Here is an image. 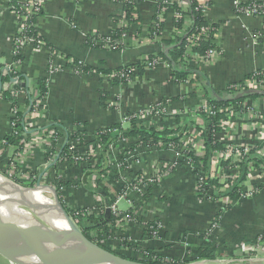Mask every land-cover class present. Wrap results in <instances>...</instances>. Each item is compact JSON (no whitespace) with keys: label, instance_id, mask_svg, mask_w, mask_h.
Returning <instances> with one entry per match:
<instances>
[{"label":"crops","instance_id":"crops-1","mask_svg":"<svg viewBox=\"0 0 264 264\" xmlns=\"http://www.w3.org/2000/svg\"><path fill=\"white\" fill-rule=\"evenodd\" d=\"M160 1L162 0H140L137 3V21L127 31L131 41L127 48L120 51L91 48L86 43V37L90 34L108 35L119 27L117 16L120 14V5L110 0H47L44 3L43 13L37 17L34 26L38 34L53 48V52L46 46L35 48L31 44L26 45L21 49L22 61L17 70L25 77L23 83L29 94L34 93L33 86L41 79H46L47 94L38 111H31V105L25 102V93L19 96L18 107L22 112L24 128L19 142L14 145L3 141L11 132L12 107L0 96V163L5 166L4 173L13 172L11 167L16 163L18 169L11 173L18 181L29 183L28 178H32V181L41 182L45 176H55L59 181L67 178L68 181H73L74 187L62 192L65 204L72 210L97 209L101 206L103 214L108 201L112 200L111 191L115 189L113 184H117L118 169L115 165L112 166V179L97 174L95 180L89 176L87 184L84 183L80 166H75L77 168L74 167L71 171L72 167L68 162L59 161L54 169L45 170L54 160L43 159L42 150L46 153V147L39 136L42 130L55 128L52 126L55 124L68 130L81 126L84 130V142L87 144L81 149L87 153L95 146L93 141L98 130L115 124L127 127V122L122 124L125 116L143 112L152 106H160L167 112L161 116V122L153 126L149 120L142 123L140 120L138 123L162 129L163 126L172 127L191 121L192 124L185 130L193 127L194 133L204 129V120L198 110L207 98L198 85L174 81L163 60H158L151 69L142 68L141 72L137 67L140 60L157 50V42L147 36V29L156 17L164 23L163 38H170L173 33L172 4L168 1L171 5H166L163 10L160 8ZM236 2L264 3V0H199L205 9L206 19L218 24L214 45L219 52L210 60L197 56L190 60V64L203 73L214 90L219 92L264 69V38L261 37L264 35V21L260 17L236 13ZM186 8L187 4H184L183 9ZM21 23L22 18L10 10L8 0H0V70L12 60L13 38ZM191 25V20L184 19V29L189 30ZM183 28L182 32H174L185 35L187 30ZM49 59L52 60V70H48ZM72 60L93 69L88 73H75L67 66ZM132 64L136 74L130 83L107 80L105 76L110 73L100 71H113ZM11 87L4 82L0 89ZM191 93H195V96H191ZM32 136L38 139L37 143L28 146L27 139ZM126 141H117L112 145L115 159L118 160L125 149L133 146L131 138ZM19 145L21 150L18 151ZM55 146H60V143ZM137 148L142 152V163L138 167L141 170L149 169L155 163L171 162L175 158L173 153L167 152L164 157H160L159 153H151L145 146ZM203 153L204 148L198 152V158ZM256 164H264V157ZM240 170L245 171V165ZM192 173L189 166L180 163L146 195L142 215L129 228L133 246L140 249L157 246L154 250L159 251L162 260L194 256L203 251L200 250L201 243L198 239L195 240V235L199 237L206 232L214 215L221 210L218 231L213 233L219 242L212 252L213 259L222 257L236 260L239 257L240 260V256L256 255L259 259L249 264H264V248L252 250L255 237L264 232V192L243 202L236 199L231 201L227 197H222V201L200 200L194 191L195 180ZM244 180L253 184V180L246 175ZM214 189L222 192L220 189L223 188ZM71 202H74L72 207ZM121 202L119 201L118 208ZM125 203L123 209L119 208L121 212L131 210V205L127 201ZM228 205L230 208L226 210L224 207ZM150 218H156L162 224L161 242L149 238V233L143 229V222ZM174 218L180 221L179 226L168 224Z\"/></svg>","mask_w":264,"mask_h":264},{"label":"trees","instance_id":"trees-1","mask_svg":"<svg viewBox=\"0 0 264 264\" xmlns=\"http://www.w3.org/2000/svg\"><path fill=\"white\" fill-rule=\"evenodd\" d=\"M112 2H116V4H119L121 7L120 14L117 16V21L123 20L125 22V25L123 27H118L110 32V37L112 40L119 39L120 35L129 29V26L137 21V18L135 17L136 11H137V3L140 0H128L127 2H119L117 0H110ZM168 1V0H163ZM170 1V0H169ZM178 1H181L182 4H187V8L183 9V7H180L178 5ZM172 7L176 13H180L181 17L176 18L174 17L172 22V35L170 38H163L162 33L164 32V23L160 20V18L156 17L153 22L149 25L147 29V36L149 38H154L155 35L161 36L160 39L157 42V50L154 53L149 54L148 56H145L140 62H138L137 67L139 68L140 72L141 69L146 67L145 63L149 62L152 59L156 60H163L166 65L169 67L172 75V79L176 81L179 84H182L184 82H190L195 83L199 86V88L202 90L204 96L207 98V103L211 106H214L215 109H219L222 107H225L229 104L236 103V102H243L246 99H256L264 97V90L261 89H254L251 86H248L245 89L235 88L234 86H228L225 90L219 92L214 90V88L210 85L208 79L206 76L201 73L196 67L190 64V60L196 59L197 56H199L202 59H206V52L214 49L217 52L218 48L211 43V38L215 34V30L218 26L216 23H212L208 21L205 17L203 7L199 3V0H171ZM246 5V4H241ZM8 6L11 11H14L18 15L22 16L23 12L20 9V2L18 0H8ZM160 8L163 10L166 8L165 3H160ZM43 10L40 7L39 10L34 14H25L26 20L23 22V31L19 34H16V38H32L35 41L36 40H42L46 47H48L52 52L53 48L49 45V43L42 37L36 29L34 28V24L36 22V19L38 16L42 15ZM189 19L192 22L191 27L189 30L184 29V19ZM182 28L186 31L185 35H180L174 31H181ZM201 28L207 29L205 32L199 35ZM184 31V32H185ZM183 32V33H184ZM191 34L199 35L198 39L194 42H186V39ZM91 35V34H90ZM89 36V35H88ZM94 39H104L103 36L94 35ZM87 45L91 48H100L99 46L92 45L88 41H86ZM34 47L36 48V44L33 43ZM128 46H125L127 48ZM123 49L122 45L116 46L113 51H120ZM13 62H21L22 61V55L20 53L13 56ZM52 62L51 59L48 61V68L50 66V63ZM134 64L128 65L125 68L126 71H129L128 69L133 68ZM68 67H70L73 71L76 73H88L93 68H90L84 64H81L75 60L70 61V63L67 64ZM6 66H4L0 70V86L7 82L12 87L10 89L1 90L0 89V96L2 99L7 101L14 112L13 117L10 118V122L13 123V126L11 127V132L7 134L3 141L4 143L8 145H14L17 142H19V136L24 128V122L22 118V112L18 109V98L16 93L20 92L22 90L25 91L26 95V104L31 105V111L34 109H40V103L44 100L46 94H47V85H46V79H41L37 81L34 84V93L29 94L26 88L25 83V77L16 69H12V72H9L6 75H3L2 72L5 69ZM122 69H115L113 71H120ZM49 70V69H48ZM100 71L104 73H112L111 70H105L100 69ZM251 79L252 75H249L246 77V79ZM13 79H17V83H13ZM22 81V82H21ZM124 82V81H122ZM28 93V94H27ZM191 96H195V93H191ZM200 114V113H198ZM204 120V130H203V139H204V153L202 157L196 158L191 154L185 153V157L190 158V164L193 167V175H202L204 177L203 183L201 186H199V190L197 193L198 199H213L217 200L222 197H227L229 200H235L237 198V194L239 190L241 189V182L244 180L245 177V171L239 170V173L237 177L233 180V178L228 179V187L222 191V192H216L214 188L219 189L223 187L222 183H219L217 180H213L209 178V168H210V158L214 151H217L219 149H222L221 146L218 143L213 142L212 133L213 131H218V120H219V114L215 117H207L204 114H200ZM179 119H177V122ZM181 122V121H180ZM179 123V122H178ZM180 124V123H179ZM191 121H185L183 122V125L180 124V127L178 129H175L173 126H163L162 129H154L152 127H146L141 123L136 122L134 119H131L128 123L127 127H122L120 124H115L109 128L100 129L95 133V140L93 141V144L95 145L93 147L94 150V156L90 157L88 156L84 161L82 162V165L80 164H74L70 166L74 168L75 166H80L82 177L84 180V183L87 184V178L93 174H98L99 176H105V174L110 173L112 169L113 164V158L110 153V146L115 144V142L120 141L121 139H129L131 138L134 141L133 146L130 149H136L139 146H145L146 148H150L154 145L160 144V143H172L175 144L177 141V138L171 137L172 134L179 131L180 134L187 129L189 125H191ZM54 126L58 132V136H61L64 139L67 140H75L79 143V145L82 147L84 145H87L84 142V130L82 131H76L70 133L68 129H66L64 126L60 124L52 125ZM21 150V145L18 147V151ZM59 155V157H58ZM74 155L72 151L68 148L67 145L61 144L60 146H52L48 149L46 153L43 155V159L45 161H49L51 159L55 160L56 157H58L57 162L55 165L49 168V170H52L55 168L57 163L59 161H63V159H70ZM92 160V161H91ZM180 163H183L181 161ZM225 166V163L223 164ZM75 167V168H77ZM13 172L15 173V170H17V164L14 163L11 167ZM123 168V167H122ZM71 169V168H70ZM69 169V170H70ZM48 170V169H47ZM2 174H5L4 172H1ZM38 174V172H36ZM70 174V173H68ZM66 176H70L67 175ZM228 177L230 174L227 175ZM49 180L52 182L50 186H52L59 197L60 202L62 203L63 207L68 212L66 206L63 204L62 199V193L61 189L64 188V190H68L71 187H74L73 181H68L67 178L62 179V181H59L58 178L54 176L50 177ZM12 179L16 180L15 176L12 177ZM18 181V180H17ZM100 181V179H98ZM22 182V181H21ZM27 183L26 181H24ZM29 182V181H28ZM34 181H30L27 183L28 186H30ZM96 192H98V189H95ZM146 198V196L144 197ZM113 202V199L111 201H108V206ZM226 210L230 208V206L224 207ZM70 211V210H69ZM75 211H78V213H84V208H79L76 210H73L69 213L70 216H72L74 219L77 220V226L80 228L82 233L91 241L94 242L92 237L89 235V230L95 229V230H108L110 231V225L113 222L114 216L111 214L109 210H106L103 214H100L99 216L89 215V216H81L76 218L75 217ZM222 214V211L220 210L217 212L212 221L211 224L218 223L219 218ZM143 229L147 231V229L144 227ZM144 230V231H145ZM148 234V233H147ZM149 238L150 235H147ZM199 242L201 243L200 250H203L206 252L209 248H212L210 246L209 241L205 240L204 234L199 235L198 237ZM97 245L103 247L104 249L117 254L121 257L128 258L134 261H141L148 264H161L162 258L158 250H154L153 248H145L140 249L139 247H134L135 251L138 253V255L135 254L134 257H126L123 255H120L117 252H114L109 247H105L97 242H95ZM131 246V244L129 245ZM213 252V249L210 250ZM138 257V258H136ZM140 257V259H139ZM142 259V260H141ZM206 259H213L212 253L207 255ZM188 262V261H187ZM187 262H180V261H174L171 264H182Z\"/></svg>","mask_w":264,"mask_h":264},{"label":"built area","instance_id":"built-area-1","mask_svg":"<svg viewBox=\"0 0 264 264\" xmlns=\"http://www.w3.org/2000/svg\"><path fill=\"white\" fill-rule=\"evenodd\" d=\"M20 2V9L23 12V15L20 16L22 18V23L20 29L17 34L23 31V22L26 20L25 14H34L41 7L43 10V5L47 0H18ZM78 2L79 0H73ZM119 2H127L128 0H117ZM169 1V0H168ZM168 1H164L165 5H171ZM171 2V0H170ZM116 3V2H115ZM181 1H178V5L180 7H184ZM119 5V4H118ZM203 10L204 7H203ZM235 12L238 14L256 16L262 18L264 21V3L252 2L246 5H241V3L236 2ZM17 14V13H16ZM205 14V13H204ZM174 17L180 18V13H176L174 11ZM125 22L123 20L119 21V27H123ZM35 28V26H34ZM129 30V29H128ZM127 30V31H128ZM207 29L201 28L199 33L202 34ZM124 31L119 39L112 40L110 33L108 35H103L104 39H94V35L91 34L86 37V41L91 43L92 45L99 46L100 48L113 50L118 45H122L123 49L125 46H128L130 43V39L128 37V32ZM163 34V33H162ZM154 38H149L152 41H157L161 36L153 34ZM199 35L191 34L187 37L186 42H194L198 39ZM99 37L102 35H98ZM264 38V35H261ZM214 35L211 38V43L214 44ZM36 44V48L45 47V44L42 40H34L32 38H13V49H12V59L13 56L20 53L21 49L26 45H34ZM34 47V46H33ZM217 51L211 49L206 52V59L210 60L217 56ZM158 60L152 59L149 62L145 63L147 69L153 68ZM20 62H11L6 65L2 74L6 75L9 72H12V69L17 70V66ZM127 68V67H126ZM54 69L52 67V62L50 63L49 70ZM126 71L124 67L120 71H112V73L107 74L105 77L107 80H117L118 82H127L130 83L136 74L135 68L128 69ZM75 72V71H74ZM76 73V72H75ZM13 83H17V79L12 80ZM12 86V85H11ZM235 88L245 89L248 86L253 87L254 89L264 90V69L252 74V78L244 79L238 83L230 85ZM229 86V87H230ZM25 91L22 90L17 92V98L20 95H24ZM19 108V107H18ZM163 109V110H162ZM21 111L20 109H18ZM39 109H34L33 111H38ZM167 112L164 108L160 106H152L151 108L139 112V113H131L122 121V124L129 123L131 119H134L136 122H145L148 121L153 126L161 122V116ZM198 113L204 114L207 117H215L219 116L218 120V131H213L212 138L214 143H218L222 149L214 151L210 158V168H209V177L210 179L217 180L219 183L223 184V190L226 189L228 185V179L231 177L233 180L237 177L241 166L245 165V175L253 180V184H250L249 181L243 180L241 182V189L239 190L237 197H241L243 199H252L255 198L260 193L264 192V164L260 166V164H256L260 162L261 157H264V97L256 98V99H246L243 102H236L229 104L225 107L215 109L214 106H211L206 102H202L199 107ZM12 110V117H13ZM217 116V117H218ZM11 117V118H12ZM238 121V122H236ZM150 123L148 125H150ZM246 125H245V124ZM150 125V126H151ZM245 125V126H244ZM10 126H13V123L10 122ZM151 126V127H152ZM175 129H178L182 126L176 124L173 126ZM155 129V128H154ZM158 129V128H157ZM81 126H76L68 131L70 133L81 131ZM204 130V129H203ZM203 130L197 131L193 133V127H189L188 130H184L182 134L177 131L172 134L171 137L177 138L175 144L172 143H160L154 145L148 149L151 150L152 153H159L162 151L163 153H173L175 158L171 162H161L157 165V163L150 165L149 169L141 170L140 165L142 163L140 156L141 150L138 148L130 149L128 147L125 149L124 154L120 155L119 159L113 161V166L115 165L116 169H118V179L117 184H113L115 189L111 191V197L113 202L107 206L105 209L109 210L111 214L114 216V220L112 224L109 226L110 231L108 230H89V235L94 240V243L97 242L101 245H105L108 242H116V243H129L127 240H131V233L129 228L137 222V218L140 217L143 213V207L145 206L144 197L152 190L155 189L161 181L164 179L166 174L174 169L177 165L180 164L181 161L193 171V167L190 164V158L185 157L184 154H191L194 157L198 158V152L203 147ZM59 130L56 128H49L47 130H42L39 134L41 142H43L47 152L49 148L54 146L56 143L65 144L72 151L74 155L69 157L70 159H63V161L68 162V164H81L84 159L88 156H94V150L90 149L87 153L82 152L81 146L75 140H67L58 136ZM39 139V140H40ZM36 138L32 136L27 139L29 143L28 146L36 145ZM122 143H126L125 139H121ZM119 141V142H120ZM92 150V151H91ZM256 152V153H255ZM111 156L114 154L113 146H110ZM255 155V156H253ZM59 157V155H58ZM57 157V158H58ZM92 161V160H91ZM225 163V166L223 165ZM123 167V168H122ZM12 171L5 175L11 177ZM230 174L228 177L227 175ZM91 178H96V174L91 175ZM103 177V176H102ZM104 178H108L106 175ZM97 179V178H96ZM204 177L202 175L194 176V191L196 195L199 190V186L202 185ZM92 181V180H91ZM38 182V181H37ZM110 184V183H109ZM93 185H95L93 183ZM64 192V188L61 189V193ZM228 199V198H227ZM119 201H127L131 205L130 211L121 212L118 208ZM85 209V208H84ZM145 211V210H144ZM103 212L101 206L97 209L94 208H86L84 213H78L75 211V217L81 216H99ZM74 223L77 225V220L72 216ZM218 224H211L210 229L217 227ZM143 227H145L152 238H156L155 236H159V233L162 232V225L159 220L156 218H150L143 222ZM80 229V228H79ZM163 229V228H162ZM254 245H252V250L263 249L264 248V232L255 237ZM259 258H254L249 260L250 262L256 261Z\"/></svg>","mask_w":264,"mask_h":264},{"label":"water","instance_id":"water-1","mask_svg":"<svg viewBox=\"0 0 264 264\" xmlns=\"http://www.w3.org/2000/svg\"><path fill=\"white\" fill-rule=\"evenodd\" d=\"M57 159L49 164L45 170L55 165ZM0 175L10 181L14 186L13 188L20 191L34 189L40 186L48 188L52 192L55 208L66 221V229L64 230L54 228L42 233H31L18 228L14 221L7 217L6 224L11 233V237L5 240L4 245H0V256L4 259L11 253H15L19 258L17 264H39L30 254V250L57 247L61 250V255L64 258H60V260L58 258H51L50 263L66 264V262H69L70 264H76L81 258L88 264H148L121 257L88 239L63 207L56 190L52 186L42 185L40 184V180H38L36 186L30 188L5 174L0 173Z\"/></svg>","mask_w":264,"mask_h":264},{"label":"bare ground","instance_id":"bare-ground-1","mask_svg":"<svg viewBox=\"0 0 264 264\" xmlns=\"http://www.w3.org/2000/svg\"><path fill=\"white\" fill-rule=\"evenodd\" d=\"M13 187L10 181L0 175V245H4L5 240L11 237V233L6 224L7 217L12 219L15 224L20 225V229L31 233L50 231L44 228L41 225L42 223L40 222V224L37 221L38 219L50 226L51 230L54 228L66 229V221L55 208L52 192L48 188L40 186L34 189L20 191ZM10 199L25 210L11 206ZM34 216L38 219L36 220ZM61 253V250L57 247L30 250V254L39 264H54L52 262L50 263V259L58 258L60 260V258H64ZM6 259L17 263L19 261L15 253L8 255ZM66 264L70 263L66 262ZM76 264L88 263L80 258Z\"/></svg>","mask_w":264,"mask_h":264},{"label":"rangeland","instance_id":"rangeland-1","mask_svg":"<svg viewBox=\"0 0 264 264\" xmlns=\"http://www.w3.org/2000/svg\"><path fill=\"white\" fill-rule=\"evenodd\" d=\"M164 3V1L162 0V1H160V3ZM163 35V34H162ZM63 140H64V138H63ZM60 145H61V143H60ZM82 148V147H81ZM82 152H84L83 150H81ZM46 152V151H45ZM42 153H43V155H44V151L42 150ZM152 153V152H151ZM159 154H160V157H164L165 156V154L162 152V151H159ZM114 160H116L115 159V155H113V161ZM82 165V163L80 164V166ZM72 169L73 168H71V171H72ZM0 171L1 172H4L5 171V166L2 164V163H0ZM77 173V172H76ZM51 175V174H50ZM109 179H112L113 178V168L111 169V171H110V173H108V174H105ZM51 177V176H50ZM10 178H12V175H11V177ZM50 178H49V176H45V177H42V179H41V182H40V184H42V185H45V186H47V185H51L52 184V182L49 180ZM104 179V178H103ZM28 180L29 181H32V178H28ZM34 181V183H32L29 187L30 188H34L35 186H36V180H33ZM19 182H21V181H19ZM22 183L23 184H25L26 186H28L27 185V183H25L24 181H22ZM220 191H223V189H220ZM65 192V191H64ZM252 199H254V198H252ZM218 200H220V201H222V198H220V199H218ZM226 200V199H225ZM224 200V201H225ZM236 200H239V202H243V201H248L249 199H243V198H241V197H237L236 198ZM251 200V199H250ZM10 201H11V206H13L14 208H22L21 206H19V205H17V204H15L11 199H10ZM227 201V200H226ZM72 203H74V202H71L70 203V206L72 207L73 205H72ZM78 203V202H77ZM63 204L66 206V208H67V210H68V212L70 213L71 211H73L70 207H68L66 204H65V202L63 201ZM76 204V203H75ZM124 205H126V203H125V201H122L121 202V204H120V206H119V208H121V209H123L124 208ZM22 209H24V208H22ZM25 210V209H24ZM35 217V216H34ZM2 218V217H1ZM35 219L37 220L38 218L37 217H35ZM173 220H176V221H173ZM44 228H46L47 230H51V227L50 226H48L46 223H44L42 220H40V219H38L37 220ZM179 220H178V218H174V219H172V221H170V223H168V224H175V226H179ZM44 223V224H43ZM160 224H161V222H160ZM218 224V226L217 227H215L214 229L213 228H211L210 229V225H209V228L206 230V232H204L203 234H204V237H205V240L207 241H210L209 243H210V246L212 247V248H209L206 252H204V251H202V252H200V253H198V254H195L194 256L193 255H189L190 257H187V256H182V257H179V258H168V259H163L162 261L163 262H161V264H171L172 262H174V261H180V262H187V263H182V264H192V263H203V264H240V263H247V264H249V260H251V259H254V258H256V255L255 256H250V255H247V256H240V260H239V257L238 258H236V260H233V259H230V258H228V259H225V258H222V257H219V259H212V260H209V259H206V257H207V255H209V254H211L212 252L210 251V250H212L213 249V251L215 250V248L216 247H218L217 246V243H219L218 242V239L215 237V235L213 234V233H215V232H217L218 231V227H219V223H217ZM46 225V226H45ZM162 225V224H161ZM187 225L188 226H191V224L190 223H187ZM16 226L18 227V228H21V226L20 225H18L17 223H16ZM79 228V227H78ZM163 228V227H162ZM162 228H161V230H162ZM162 232L161 233H159V236H155L156 238H153L154 240H156V241H158V242H161L162 241ZM183 237H185V235H182ZM210 237V238H209ZM195 240H197L198 239V237H197V234L195 235ZM132 240V239H131ZM131 240H127V242H129V243H116L115 241L114 242H108V243H106L105 245H103V246H105V247H109L111 250H113L114 252H117V253H119L120 255H123V256H128V257H134L135 256V254L136 255H138V253L135 251V249H134V244L131 242ZM213 244H212V243ZM179 243H181V242H178V244ZM215 243V244H214ZM131 244V246H129ZM182 244H183V242H182ZM144 246V245H143ZM142 247V246H141ZM145 247V246H144ZM155 247H157V246H153L152 248L154 249ZM204 256V257H203ZM136 258H138V257H136ZM205 258V259H204ZM139 259H140V257H139ZM200 259H202V260H200ZM6 260H8V259H6ZM2 256H0V264H17V262H13V261H11V260H8V262L6 261ZM142 260V259H141ZM252 262H254V261H252ZM251 263V262H250Z\"/></svg>","mask_w":264,"mask_h":264}]
</instances>
